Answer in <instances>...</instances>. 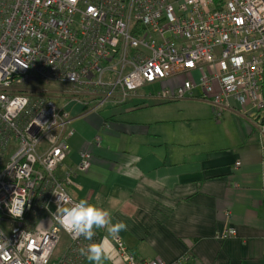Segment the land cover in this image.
Here are the masks:
<instances>
[{"label":"built area","instance_id":"built-area-1","mask_svg":"<svg viewBox=\"0 0 264 264\" xmlns=\"http://www.w3.org/2000/svg\"><path fill=\"white\" fill-rule=\"evenodd\" d=\"M39 80L71 83L94 108L126 102L146 85L147 96L163 99L195 96L200 86L264 134V0H0V264H81L79 249L100 232L88 241L66 231V250L55 258L65 229L53 190L78 201L68 186L90 167L91 152L58 173L73 116L22 91ZM117 245L126 264H168L139 258L121 238Z\"/></svg>","mask_w":264,"mask_h":264},{"label":"crops","instance_id":"crops-1","mask_svg":"<svg viewBox=\"0 0 264 264\" xmlns=\"http://www.w3.org/2000/svg\"><path fill=\"white\" fill-rule=\"evenodd\" d=\"M179 82L171 80L173 87ZM67 87L57 100L71 111L75 132L64 139L58 173L91 152V166L77 172L69 192L126 222L119 238L139 258L264 264V134L252 118L214 105L200 86L195 96L172 99L142 89L97 108L85 92ZM231 228L236 234L227 233ZM98 230L101 240L106 231ZM109 246L113 259L105 264H126L117 241Z\"/></svg>","mask_w":264,"mask_h":264},{"label":"clouds","instance_id":"clouds-1","mask_svg":"<svg viewBox=\"0 0 264 264\" xmlns=\"http://www.w3.org/2000/svg\"><path fill=\"white\" fill-rule=\"evenodd\" d=\"M57 196L56 220L67 231L73 239L83 237L93 241L96 229H104L106 236L99 241L89 243L86 247L79 249L80 254L85 256L92 264H105V261L113 259L110 241H119V234L126 231L128 225L124 221L113 222L108 209L89 202L87 199H79L72 202L63 192H56ZM13 216L22 215L23 209L15 206L10 208Z\"/></svg>","mask_w":264,"mask_h":264},{"label":"rangeland","instance_id":"rangeland-1","mask_svg":"<svg viewBox=\"0 0 264 264\" xmlns=\"http://www.w3.org/2000/svg\"><path fill=\"white\" fill-rule=\"evenodd\" d=\"M198 71L200 74L205 73V70L203 68H199ZM67 84H70L71 88H72L71 83L64 82V81L39 80L36 83L35 82H30L28 84L24 83L22 85L21 89H22V91L28 92V93L33 94V95L48 96L50 98H53L58 103L57 95H64V92H67V90L65 91V89H68ZM150 87H151V85H146L145 88H142V89L148 90ZM156 88H158V86H156ZM11 147H12V150H14L17 147L16 143L12 142ZM53 222H54V220H53ZM6 231H7V233H10L9 230H6ZM68 242H69V234L66 231H62L60 243L58 244V246L54 252L55 254L53 255L55 258L59 257L64 252V250L67 247Z\"/></svg>","mask_w":264,"mask_h":264},{"label":"trees","instance_id":"trees-1","mask_svg":"<svg viewBox=\"0 0 264 264\" xmlns=\"http://www.w3.org/2000/svg\"><path fill=\"white\" fill-rule=\"evenodd\" d=\"M263 94H264V90H263ZM3 165H4V161H3V162L0 161V168H1Z\"/></svg>","mask_w":264,"mask_h":264},{"label":"bare ground","instance_id":"bare-ground-1","mask_svg":"<svg viewBox=\"0 0 264 264\" xmlns=\"http://www.w3.org/2000/svg\"><path fill=\"white\" fill-rule=\"evenodd\" d=\"M68 245V244H67Z\"/></svg>","mask_w":264,"mask_h":264}]
</instances>
